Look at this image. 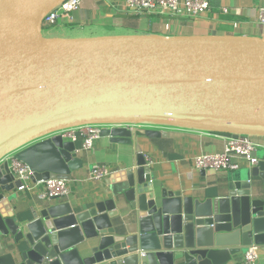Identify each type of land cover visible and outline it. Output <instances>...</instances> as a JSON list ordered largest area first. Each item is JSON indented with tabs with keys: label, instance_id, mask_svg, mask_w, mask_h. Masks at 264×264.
<instances>
[{
	"label": "water",
	"instance_id": "water-1",
	"mask_svg": "<svg viewBox=\"0 0 264 264\" xmlns=\"http://www.w3.org/2000/svg\"><path fill=\"white\" fill-rule=\"evenodd\" d=\"M60 2L0 0V264H230L264 248V160L231 176L224 196L157 188L138 134L164 137L153 129H102L136 158L106 179L108 199L12 209L21 182L7 156L36 181H70L83 169L62 130L139 123L264 137V37L44 43Z\"/></svg>",
	"mask_w": 264,
	"mask_h": 264
},
{
	"label": "crops",
	"instance_id": "crops-1",
	"mask_svg": "<svg viewBox=\"0 0 264 264\" xmlns=\"http://www.w3.org/2000/svg\"><path fill=\"white\" fill-rule=\"evenodd\" d=\"M225 15L236 20H223L213 11L197 18L177 17L165 13L148 15L127 9L125 0H81L80 10L66 19L71 35L63 32L48 43L71 40L94 39L114 36H156L160 38L184 36H247L264 37V27L257 17L264 0H220ZM93 29L84 32L83 29ZM104 31L103 34L94 32ZM160 139H147L139 134V144L151 166L153 183L157 188L182 191L185 195L203 197L224 196L228 179L252 167L242 158H232L238 165L234 171H205L194 167L193 159L200 154H216L223 150L224 139L218 134L186 128L165 130ZM85 134H78V144L83 153L84 167L73 174L70 181L71 193L65 202L76 206H91L97 198L108 199L106 181L97 185L87 181L93 166L107 167L112 172H122L136 166L132 147L111 143L109 138L101 137L93 149L85 150ZM263 147L256 157L264 160V137L255 139ZM70 141V140H69ZM99 199V200H100ZM47 200L39 198V190L27 195H16L10 205L19 209H41L48 205ZM244 255L233 258L230 264L243 260ZM260 264H264V248H260Z\"/></svg>",
	"mask_w": 264,
	"mask_h": 264
},
{
	"label": "built area",
	"instance_id": "built-area-1",
	"mask_svg": "<svg viewBox=\"0 0 264 264\" xmlns=\"http://www.w3.org/2000/svg\"><path fill=\"white\" fill-rule=\"evenodd\" d=\"M127 9L146 13L148 15L165 13L177 17L197 18L205 16L210 12V0H125ZM81 0H62L45 18L44 27L52 28L59 22L72 19L74 13L80 10ZM259 25L264 27V7L260 8L257 17ZM104 128H126L129 130L153 129L164 132L175 129L162 125H150L139 123H116L106 125H86L70 128L57 132L64 138L77 143L78 134H85L83 148L93 149L94 143L101 138V131ZM224 139L223 150L216 154H200L194 157L193 163L197 170L205 171H234L239 167L231 162L232 158L247 160L251 166L259 163L256 155L263 147L256 137L245 135L218 134ZM4 160L9 162V168L16 181L21 182L17 189V195H27L39 190V198L42 200L68 198L71 193L70 181L63 179H50L48 181H36L34 173L30 168L14 158V155L7 156ZM3 160V161H4ZM107 167L93 166L91 168L88 182L92 184H103L106 179L114 175ZM1 193V188H0ZM242 264H260V247L251 246L244 254Z\"/></svg>",
	"mask_w": 264,
	"mask_h": 264
},
{
	"label": "rangeland",
	"instance_id": "rangeland-1",
	"mask_svg": "<svg viewBox=\"0 0 264 264\" xmlns=\"http://www.w3.org/2000/svg\"><path fill=\"white\" fill-rule=\"evenodd\" d=\"M65 23H66L65 21H61L55 27H52V28H46L45 27V29L43 31V38H42L43 42L48 43L51 39H54L56 36L62 34L63 32L67 33V35H71L72 33H75V32H71L73 30H71L69 25H66ZM91 30H93V29H89V27L86 29H83L84 32H88ZM94 33L103 34L105 32L99 30L98 32H94Z\"/></svg>",
	"mask_w": 264,
	"mask_h": 264
},
{
	"label": "trees",
	"instance_id": "trees-1",
	"mask_svg": "<svg viewBox=\"0 0 264 264\" xmlns=\"http://www.w3.org/2000/svg\"><path fill=\"white\" fill-rule=\"evenodd\" d=\"M210 11L216 15H218V17L220 19H223V20H236V18L234 17H231L230 15H225L222 10H221V7H220V0H210ZM229 18V19H228ZM213 134H220V133H213ZM235 264H242L240 261L235 263Z\"/></svg>",
	"mask_w": 264,
	"mask_h": 264
}]
</instances>
